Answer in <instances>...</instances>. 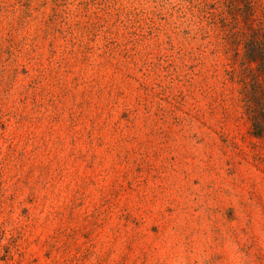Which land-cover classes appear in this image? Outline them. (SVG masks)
<instances>
[{"label": "rangeland", "instance_id": "374dc122", "mask_svg": "<svg viewBox=\"0 0 264 264\" xmlns=\"http://www.w3.org/2000/svg\"><path fill=\"white\" fill-rule=\"evenodd\" d=\"M0 264H264V0H0Z\"/></svg>", "mask_w": 264, "mask_h": 264}]
</instances>
